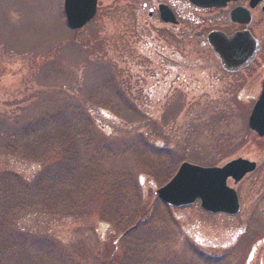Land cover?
I'll return each mask as SVG.
<instances>
[{
	"label": "rangeland",
	"instance_id": "rangeland-1",
	"mask_svg": "<svg viewBox=\"0 0 264 264\" xmlns=\"http://www.w3.org/2000/svg\"><path fill=\"white\" fill-rule=\"evenodd\" d=\"M160 2L173 8L180 25L159 20ZM62 3L0 0V179L10 174L31 182L40 164L14 144L10 149L12 137L30 120L50 119L58 109L74 105L92 121L93 145L111 149L103 168L121 172L135 186L129 202H112L114 210L127 208L121 215L157 200L160 187L141 170L146 163H135L142 140L169 152L173 174L168 181L183 163L221 167L247 160L256 170L237 184L227 182L238 195L236 215L207 214L198 203L168 208L149 235L157 237L154 259L200 255L222 264H264V138L246 126L264 79V16L257 9L249 25L260 52L245 69L230 74L205 37L196 35L203 26L218 24L220 14L194 12L185 0H97L92 21L72 32ZM2 182L0 213L2 197L10 198L7 189L1 192ZM108 198L101 191L88 199L87 214L79 219L34 207L15 209L8 223L29 241L58 246L46 259L33 261L63 264L64 259H86L85 251L90 259L105 262L118 236L108 223L117 216L99 217ZM7 235L0 236V245ZM115 251L119 259L120 249ZM0 264H9L1 252Z\"/></svg>",
	"mask_w": 264,
	"mask_h": 264
},
{
	"label": "trees",
	"instance_id": "trees-1",
	"mask_svg": "<svg viewBox=\"0 0 264 264\" xmlns=\"http://www.w3.org/2000/svg\"><path fill=\"white\" fill-rule=\"evenodd\" d=\"M91 125V119L84 116L78 106H65L55 111L50 119L30 120L18 136L12 137L10 149L14 144L23 150L25 156H34L41 171L31 182L10 174H4L0 179L4 180L1 192L7 189L10 193L8 200L2 197L4 208L1 210L4 212L0 213V236L8 234L3 238L0 252L9 259V264H42V261L33 260L46 259L58 247L51 243L47 245L43 240L42 243L34 239L29 241L9 226L12 224L8 223L9 215L12 217L17 210L22 212L43 207L49 215L79 219L87 214L88 199L98 196L101 191L108 192L109 198L105 206L100 211L98 209L99 217L101 213L117 216L115 220L108 221L118 233L116 246H111L109 259L105 262L98 258L90 259L83 251L82 256L86 259H64L63 264H222V261L213 262L200 255L197 256L201 259L187 260L175 256L162 260L153 258L159 249L157 237L149 235L150 228L161 214H168V208L158 200L150 206L128 210L127 215H121L127 208L114 210L111 207L112 202L116 206L129 202L135 195V186L121 172L103 168L104 156L109 155L111 149L105 144L93 145ZM137 149L136 166L145 162L141 165L142 172L148 180L155 179L154 185L161 187L173 174V168L169 167V152L150 145L147 140H142ZM159 174L160 177L156 178L155 175ZM6 225L7 230L2 229ZM115 248L120 249L119 259H114Z\"/></svg>",
	"mask_w": 264,
	"mask_h": 264
},
{
	"label": "water",
	"instance_id": "water-1",
	"mask_svg": "<svg viewBox=\"0 0 264 264\" xmlns=\"http://www.w3.org/2000/svg\"><path fill=\"white\" fill-rule=\"evenodd\" d=\"M192 5L202 8H223L229 1L235 0H187ZM261 0H251L254 7ZM96 0H64L63 12L67 27L80 30L95 15ZM264 12V8L262 10ZM161 21L176 24L170 10L163 5L158 6ZM238 11L231 13L234 15ZM240 24H248L243 18ZM206 41L213 54L219 60L221 68L227 73H236L247 67L259 52V45L248 31L237 32L225 36L220 32H211ZM247 128L258 138H264V79L260 94L254 103L247 119ZM256 164L243 159H235L222 167L204 168L183 163L174 176L154 193L156 198L167 207L177 209L199 202V208L208 214L234 216L239 211L238 197L235 191L227 187V181L234 184L252 173Z\"/></svg>",
	"mask_w": 264,
	"mask_h": 264
},
{
	"label": "flooded vegetation",
	"instance_id": "flooded-vegetation-1",
	"mask_svg": "<svg viewBox=\"0 0 264 264\" xmlns=\"http://www.w3.org/2000/svg\"><path fill=\"white\" fill-rule=\"evenodd\" d=\"M250 2L251 0H236L234 2H229L223 7L222 9H210V10H201L197 9L191 5H189L187 2L186 4L194 11L197 13H205V12H211L213 16H216L217 14H220V19L217 18L216 22H219L218 24H212V25H207L202 27V31L200 33H197L196 35L199 37H205L210 33V32H220L225 36H231L237 32H242V31H249L251 35L253 36L252 32L249 29V25L252 21L253 18V12L256 11L257 9L259 10V13L264 16L262 13V8L264 7V0H261L254 8L250 7ZM160 4L166 5L162 2L156 4V7ZM145 4L143 5V7ZM168 6V5H166ZM173 13L175 19L177 20V24L174 26L180 25V21H178L177 14L173 10L171 6H168ZM233 11H238L234 15V21L231 19V13ZM247 11V13H245ZM148 17H152L153 11L149 9L148 11ZM249 17V22L247 25L240 24L239 21H243V17L245 16ZM254 37V36H253Z\"/></svg>",
	"mask_w": 264,
	"mask_h": 264
}]
</instances>
